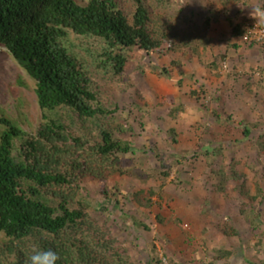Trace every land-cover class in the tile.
I'll return each instance as SVG.
<instances>
[{
    "label": "rangeland",
    "instance_id": "1",
    "mask_svg": "<svg viewBox=\"0 0 264 264\" xmlns=\"http://www.w3.org/2000/svg\"><path fill=\"white\" fill-rule=\"evenodd\" d=\"M147 1L152 4L154 20L163 18L172 27L176 38L173 47L164 40L151 54L135 49L120 75L99 76L97 80L101 100L115 108L111 126L115 130L131 126L121 136L136 149L123 156L124 171L108 177V186L118 191L121 203L120 210L110 206L108 223L125 245H131L137 264H149L153 244L155 255L164 264H169L170 258L183 264H263L264 151H260L258 140L264 134V44L232 35V25L256 21L250 16L251 8L264 5V0L227 4L221 0H172L166 6ZM121 2L127 12L133 11L134 0ZM237 3L245 6L243 10ZM180 8L195 14L184 17ZM206 16L212 18L211 25L202 39L200 25ZM71 40L75 50L86 55L82 47L88 41L74 36ZM195 44L199 53L191 50ZM173 60L178 63L172 64ZM153 65L168 66L171 77L153 73ZM180 78L182 84L178 83ZM35 87L36 81L0 47V116L7 113L32 132L43 115ZM193 89L198 93L193 95ZM218 111L220 117L214 113ZM67 113L60 111L59 115L69 124ZM247 124L252 130L245 139ZM170 127L176 129V140L167 133ZM86 128L93 126L87 124ZM202 144H221L223 151L206 157L199 153ZM233 159L239 162V172L246 174L251 193L258 192L257 186L263 191L259 198L263 200L256 205L262 210L256 229L241 213L247 197L236 189L237 181L230 180L226 191L217 188L216 170L229 171ZM166 170L171 171L164 175ZM87 185L91 206L99 207L104 202L103 187L98 181ZM143 187L156 191L149 209L139 206L133 197ZM93 208L90 210L96 214ZM125 212L137 214L150 229L135 228ZM126 223L131 227L127 240ZM233 228L238 234L230 235ZM164 232L167 240L159 237ZM3 240L0 232V244ZM222 249L232 254L217 261Z\"/></svg>",
    "mask_w": 264,
    "mask_h": 264
},
{
    "label": "trees",
    "instance_id": "2",
    "mask_svg": "<svg viewBox=\"0 0 264 264\" xmlns=\"http://www.w3.org/2000/svg\"><path fill=\"white\" fill-rule=\"evenodd\" d=\"M171 1L154 0L162 6ZM221 1L227 4L238 0ZM121 4V0H0V47L10 52L36 81L35 91L43 111L40 124L32 132L11 115L0 116V232L4 236L0 264H25L34 247L56 251L60 256L57 264H137L131 245H125L119 232L114 231L107 213L110 206L121 209L118 191L108 186V177L124 171L123 156L136 149L121 136L131 126H122L117 132L111 126L115 108L101 100L97 80L99 76L120 75L133 50L139 48L151 54L164 40L171 42L172 48L176 38L163 18L154 20L152 4L147 0H134L131 12ZM179 13L188 18L195 14L182 8ZM211 19L206 16L200 25V38L204 39ZM244 31L241 22L232 25V35L241 37ZM72 36L88 41L82 47L86 55L75 50ZM198 48L197 44L191 46L196 53ZM152 72L171 77L166 65H153ZM178 83L182 84V78ZM191 93L195 95L198 90ZM60 111L68 112L69 124ZM214 113L221 115L219 111ZM87 124L93 129L86 128ZM251 130V124L245 125L243 138L247 139ZM167 131L176 140V129L170 127ZM258 146L263 152L264 134L259 136ZM200 149L206 157L223 151L221 144H202ZM234 160L229 171L216 170L217 188L226 191L230 180L237 181L236 189L247 197L241 213L256 229L262 220V210L256 205L263 200L259 199L263 191L257 186L258 192L251 193L246 174L239 172V162ZM90 181H98L103 187L104 202L96 208L86 195ZM155 192L143 187L133 197L139 206L149 209L154 205ZM124 214L135 228L150 229V224L137 214ZM157 217L162 221L159 213ZM130 228L126 223V240ZM233 229L230 235L238 234ZM164 233L159 237L167 240ZM154 250L153 244L149 264H164ZM220 252L217 261L232 254L226 249ZM261 262L264 264V258ZM169 264L183 263L170 258Z\"/></svg>",
    "mask_w": 264,
    "mask_h": 264
},
{
    "label": "clouds",
    "instance_id": "3",
    "mask_svg": "<svg viewBox=\"0 0 264 264\" xmlns=\"http://www.w3.org/2000/svg\"><path fill=\"white\" fill-rule=\"evenodd\" d=\"M237 4L242 10L245 7L243 4ZM250 16L256 20V24H264V7H261L260 5L252 6ZM244 25L245 23L243 24V27ZM240 38L242 39V36ZM59 259V254L52 249L45 250L34 247L31 254L27 257L25 264H57Z\"/></svg>",
    "mask_w": 264,
    "mask_h": 264
},
{
    "label": "built area",
    "instance_id": "4",
    "mask_svg": "<svg viewBox=\"0 0 264 264\" xmlns=\"http://www.w3.org/2000/svg\"><path fill=\"white\" fill-rule=\"evenodd\" d=\"M244 28L243 41L264 44V24H256V21H247Z\"/></svg>",
    "mask_w": 264,
    "mask_h": 264
},
{
    "label": "crops",
    "instance_id": "5",
    "mask_svg": "<svg viewBox=\"0 0 264 264\" xmlns=\"http://www.w3.org/2000/svg\"><path fill=\"white\" fill-rule=\"evenodd\" d=\"M258 5H260L261 7H264L263 3H260V4H258ZM253 19H254V18H253ZM228 22H230V21H228Z\"/></svg>",
    "mask_w": 264,
    "mask_h": 264
}]
</instances>
